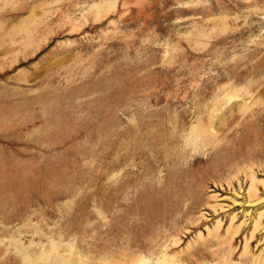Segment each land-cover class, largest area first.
<instances>
[{
    "label": "rangeland",
    "instance_id": "rangeland-1",
    "mask_svg": "<svg viewBox=\"0 0 264 264\" xmlns=\"http://www.w3.org/2000/svg\"><path fill=\"white\" fill-rule=\"evenodd\" d=\"M264 264V0H0V264Z\"/></svg>",
    "mask_w": 264,
    "mask_h": 264
},
{
    "label": "bare ground",
    "instance_id": "bare-ground-1",
    "mask_svg": "<svg viewBox=\"0 0 264 264\" xmlns=\"http://www.w3.org/2000/svg\"><path fill=\"white\" fill-rule=\"evenodd\" d=\"M164 263H166V264H174V263H171V262L169 263V262H167V261H165ZM149 264H150V263H149Z\"/></svg>",
    "mask_w": 264,
    "mask_h": 264
}]
</instances>
